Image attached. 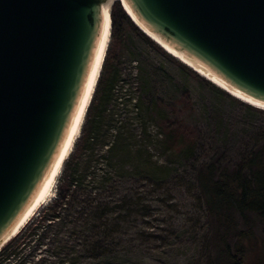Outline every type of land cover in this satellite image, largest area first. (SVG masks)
Masks as SVG:
<instances>
[{"label":"water","instance_id":"95a60500","mask_svg":"<svg viewBox=\"0 0 264 264\" xmlns=\"http://www.w3.org/2000/svg\"><path fill=\"white\" fill-rule=\"evenodd\" d=\"M106 1L0 0V250L71 122ZM126 2L146 30L264 104V0Z\"/></svg>","mask_w":264,"mask_h":264},{"label":"rangeland","instance_id":"374dc122","mask_svg":"<svg viewBox=\"0 0 264 264\" xmlns=\"http://www.w3.org/2000/svg\"><path fill=\"white\" fill-rule=\"evenodd\" d=\"M116 43L113 35L110 34L108 48L110 45L111 54L108 65L110 64L112 72L119 71L121 74L117 82L118 88L113 90L110 100H108L110 82L102 85L98 93L94 92V95L97 94L95 108L90 114L86 112L79 134L55 179L52 191L30 219V223L35 221L40 229L37 231L35 241L21 250L17 264H214L215 262V248L206 207L194 179L195 165L205 156L201 153L200 157L188 159L174 150L160 146V143L156 145L150 141L153 140V136L156 135L155 138L159 136L157 127L153 125L154 121H148L146 124L147 134H150V137H147L139 123V112L136 113L133 102L129 101L127 96L129 94L135 98L141 94L136 77L138 66L141 65L143 78L149 82L148 88L146 87L147 94L152 99L162 97L171 105L185 90L191 91L195 103L194 111L183 113L180 105L177 110L168 107L165 110L173 117L178 116L188 123L198 125L205 135L211 128H216L219 135H232L236 132L241 141L249 140L255 134V130L264 127V114L244 111L213 88L180 70L176 64L166 60L131 31H128L119 44ZM104 61L100 75L105 71ZM101 109H106L103 124L109 129V134L106 130V134L104 133L98 142L92 145L95 158L91 165L100 173L109 170L113 181L116 182L115 188L112 189V186L88 194H82L76 188L70 197L67 210L64 211V218L67 219L65 223L60 221L44 227L46 222L45 224L40 222L44 210L60 193L69 161L76 155L86 128L90 126L92 112L97 114ZM129 118H131L130 125L125 127L136 135L134 141L136 140L141 148L148 147L151 155L149 157L145 152L146 155L140 158L142 161L150 158L152 162H157L156 164L146 168L139 157L134 159L132 156L126 157L121 154L116 155L111 164L106 157L108 154L106 145H110L111 141L115 143L117 139L114 136L116 132L111 131L112 127L117 128L123 124L121 121L128 122ZM89 151L85 150L81 161L87 160L85 155ZM137 166L141 168H136ZM121 168L127 172L124 173ZM89 175L92 177V172ZM89 180L91 181L92 178ZM125 196L132 197L135 210L128 218L130 222L125 224L121 231L109 237L102 231L104 225L101 223L102 220L99 222L92 217L93 208L97 203L109 198H116L118 203L124 204ZM139 196L143 199L141 200ZM142 203L147 206L145 210L147 213L139 212L138 208H141ZM118 213L119 211L115 216ZM94 221L97 223L96 228L84 229V226H91ZM253 226L257 235L264 240V219L254 216ZM240 227H245L242 219ZM114 238L116 241L111 244V239ZM64 244L68 246L55 256V251L60 250L58 247ZM94 244L102 247L95 250L101 248L100 254L94 255L95 252H89ZM250 258L248 261L253 264L255 257Z\"/></svg>","mask_w":264,"mask_h":264},{"label":"trees","instance_id":"16d2710c","mask_svg":"<svg viewBox=\"0 0 264 264\" xmlns=\"http://www.w3.org/2000/svg\"><path fill=\"white\" fill-rule=\"evenodd\" d=\"M111 17V36L113 35L117 42L116 44H119L126 37L128 31H131L166 60L176 64L180 70L213 88L244 111L264 114V108L230 94L167 52L135 24L121 1L114 2ZM110 54L111 48L109 45L104 61L105 71L102 72V75H99L94 89V92L98 93L102 85L110 82L108 100L111 99L113 90L118 88L117 82L121 77L119 71L112 72L110 64L108 65ZM136 77L141 94L135 98L128 94L127 98L133 102L136 113L138 114L139 112V123L147 137H150V134H147L146 124L148 121H154L153 125L157 127L159 136L156 138V135L153 136V140L150 141H153L156 145L160 143V146L174 150L188 159L200 157L201 153L205 156L202 161L195 165L194 179L208 215L213 247L215 248L214 264H250L248 259L252 256L255 257L253 264L264 262V240L257 235L253 226L254 216L264 219V127L261 130H255L253 137L245 141H241L239 134L236 132L232 135H219L216 128H211L205 135L203 129L198 125L188 123L185 119L178 116L173 117L165 110L167 107L177 110L180 105L183 113L194 111L195 103L190 90H185L182 96L174 104L170 105L162 97L152 99L147 94L146 87L148 88L149 82L146 78H143L141 65L138 66ZM94 92L92 95L93 99L88 106L87 112L89 114L95 108L97 94L94 95ZM127 108L129 107L127 106ZM104 111L106 109L99 110L97 114L92 112L90 126L86 128L76 155L69 161L60 193L56 200L44 210L40 221L44 222V224L46 222L44 227L60 221L65 223L67 219L64 218V211L67 210V206L70 204V197L76 188L82 194L92 193L100 189L105 190L112 186V189L115 188L116 182L113 181V176L109 170H103L100 173L91 165L95 158L94 146L92 145L96 144L104 133L106 134V130L107 134H109V129L104 127L103 124ZM130 120L131 118L125 123L121 121L123 124L117 128L113 126V129H111V131L116 132L113 135L117 138L115 143L111 141L110 145H106L108 146L106 157L111 164L114 157L118 154L126 157L132 156L134 159L144 157L146 155L145 152L147 156H151L148 147H145V149L141 148L140 144L136 140L134 141L137 138L136 135H133L132 131L125 127L130 125ZM102 144L106 143L102 142ZM85 150L90 151L85 155L87 160H82L84 162L82 164L81 159L85 154ZM141 163L147 168L157 162H152L148 158L147 160L143 159V161L141 159ZM136 168H141V166ZM121 169L124 173L127 172L123 168ZM91 172L93 174L92 177L89 175ZM89 178H92V180L90 181ZM139 198L143 199L141 196ZM115 199L109 198L97 203L92 211L94 220H99V222L102 220L101 223L104 224L102 231L109 237L121 231L125 224L130 222L128 218L135 210L132 197L125 196L124 204L118 203L117 199ZM146 208L147 206L143 204L138 210L141 213H145ZM118 211L119 213L115 216ZM241 219L244 222V228L240 227ZM30 221L2 247L0 250V264H17V258L21 250L35 241V236H37V231L40 228H38V223L36 224L35 221L30 223ZM96 227L97 223L94 221L91 226H84V229H94ZM98 227L100 226L98 225ZM115 241V238L111 239V244L115 243ZM66 246L68 244L58 247L60 250H56L54 255H59ZM99 247L101 246L94 244L89 249V252H95L94 255L100 254L102 247L95 251Z\"/></svg>","mask_w":264,"mask_h":264},{"label":"bare ground","instance_id":"6f19581e","mask_svg":"<svg viewBox=\"0 0 264 264\" xmlns=\"http://www.w3.org/2000/svg\"><path fill=\"white\" fill-rule=\"evenodd\" d=\"M120 1H122L124 5L123 7H125L127 13L132 18V20L135 21L138 26L142 27L147 33H149L152 39H154L157 43H159L171 55L175 56L182 62L190 65L191 67H194L199 74L203 75L213 83L222 87L230 94L242 99L243 101L264 108V104L254 101L253 99L247 97L240 91L231 89L224 80L210 73L205 66H203L200 63H195L193 60L186 57L183 53L177 51L168 44L164 43L160 39V37L146 30L143 24L141 23V21L138 19L136 14L131 9L130 5L126 2V0H120ZM113 2L114 0H107L103 4V24H102L101 34L99 36L95 48L93 60L90 65L87 79L85 81L81 96L74 110V113L71 118V122L68 126L65 136L60 144L58 152L54 157L51 166L49 167L46 175L44 176V179L41 181L35 194L33 195L28 205L26 206V208L23 210V212L15 222V225L13 226L12 229V233L10 234L11 237L13 235H16L25 226V224L36 214L39 206H41V204L48 198L50 192L52 191V187L55 182V179L59 174L66 157L70 153L73 144L77 138V135L79 134L81 124L85 118L108 49V43H109L111 27H112L111 7Z\"/></svg>","mask_w":264,"mask_h":264},{"label":"flooded vegetation","instance_id":"af4514ba","mask_svg":"<svg viewBox=\"0 0 264 264\" xmlns=\"http://www.w3.org/2000/svg\"><path fill=\"white\" fill-rule=\"evenodd\" d=\"M102 70V69H101Z\"/></svg>","mask_w":264,"mask_h":264}]
</instances>
